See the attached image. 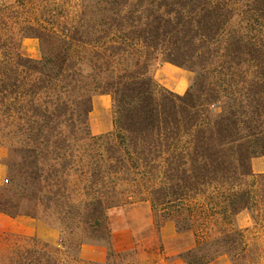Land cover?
<instances>
[{
  "label": "trees",
  "instance_id": "16d2710c",
  "mask_svg": "<svg viewBox=\"0 0 264 264\" xmlns=\"http://www.w3.org/2000/svg\"><path fill=\"white\" fill-rule=\"evenodd\" d=\"M75 1L69 16L56 0H16L20 40L0 8V137L20 145L25 201L76 235V250L108 245L109 212L147 202L157 228L192 237L184 264L259 257L247 233L264 232V173L251 166L264 157V0ZM26 38L39 59L21 54ZM159 55L196 70L183 95L151 76ZM95 95L114 110L100 136L88 129ZM80 105L76 148L64 129ZM242 212L250 228L236 226ZM0 213L20 205L4 199Z\"/></svg>",
  "mask_w": 264,
  "mask_h": 264
},
{
  "label": "crops",
  "instance_id": "0c3cea01",
  "mask_svg": "<svg viewBox=\"0 0 264 264\" xmlns=\"http://www.w3.org/2000/svg\"><path fill=\"white\" fill-rule=\"evenodd\" d=\"M169 73L175 76L174 82L166 77ZM191 75L178 67L163 65L156 76L170 86L171 92L181 95V88L184 90L187 87L192 80ZM112 109L109 96L99 95L92 99L88 116V129L92 136L108 134L113 130ZM251 166L253 173L263 174L264 157L254 159ZM244 214L249 222L245 228H250L252 220L248 212L240 213L235 218V224L239 227L237 222ZM109 229L108 245L83 244L78 248L76 259L79 264H184L180 255L193 246L192 237L178 233L173 222L167 221L157 228L151 207L145 202L111 211ZM0 232L23 238H37L55 247L60 242L57 229L25 215L9 217L0 213ZM208 264L233 263L223 255Z\"/></svg>",
  "mask_w": 264,
  "mask_h": 264
},
{
  "label": "rangeland",
  "instance_id": "374dc122",
  "mask_svg": "<svg viewBox=\"0 0 264 264\" xmlns=\"http://www.w3.org/2000/svg\"><path fill=\"white\" fill-rule=\"evenodd\" d=\"M56 3L64 9V15L74 16L76 14V10L72 8L74 3H76L75 0H56ZM6 5H10L8 14L11 13L12 16H10L9 21L10 27L6 31H11L14 33L15 38L20 40L22 34L18 31H20V28L22 27L21 18L23 17V13H21L20 9L16 7V0H0V8ZM2 13L3 12H1V14ZM21 44L22 55L33 59L40 58V50L37 40L26 38L22 39ZM168 61L169 60L166 56L159 55L156 60L152 62L150 74L160 87L171 92L169 90L170 86L165 85V83L156 76L157 71L161 66H173L172 64L167 63ZM180 69L190 72L192 74L191 79H194L196 70L191 68L190 65H185ZM166 77H168L171 82L175 81V76L171 73H169ZM192 80L184 90L180 87L183 94L190 87ZM177 84L179 85V83ZM181 89L179 90L180 92ZM171 93L175 94L174 92ZM97 96L99 95H95L93 98ZM112 116L114 121L113 109ZM70 119L71 120L67 123L69 125L64 129V134L68 139H70V141H75L74 145H76V148H83L84 141L81 139L84 137L85 127L87 126V120L84 116V106L80 105L74 111L73 116L70 117ZM71 134L74 136L72 137ZM19 148L20 145L17 142L15 143V141H9L0 137V201L8 199L13 206L20 205V215L36 214V220H39L59 231L60 242L59 245L55 247L50 246L37 238H23L0 232V264H79L76 259V243L78 241L76 235L69 234V231L65 230L64 233H62L58 229L59 223L56 222L53 217L50 216L48 220L45 219L44 216L47 214L41 213L42 209L37 211L33 207V204H29L25 201L26 193L24 191L23 180L20 178L19 174L21 170L20 156L18 154L11 153L12 149L19 150ZM12 164H14L13 167H11ZM6 180H9L10 182L4 186ZM133 197L134 200L144 199L139 195V193H135ZM7 209L12 210L13 208L8 205ZM110 213L111 212L108 214V219L110 217ZM247 219L248 218L245 214L244 216H240L239 221L237 222V225L241 227L240 229L248 227L249 222ZM60 227L64 229L63 226L60 225ZM247 238L250 245L258 244L260 246V251L258 254L259 257L256 253L249 254L248 260L244 264H264V232L256 233L254 231H250L247 233Z\"/></svg>",
  "mask_w": 264,
  "mask_h": 264
}]
</instances>
